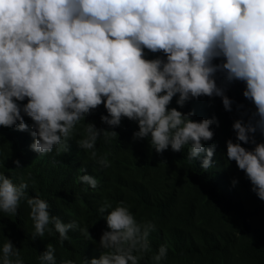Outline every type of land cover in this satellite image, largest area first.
<instances>
[{
	"label": "clouds",
	"instance_id": "obj_1",
	"mask_svg": "<svg viewBox=\"0 0 264 264\" xmlns=\"http://www.w3.org/2000/svg\"><path fill=\"white\" fill-rule=\"evenodd\" d=\"M148 53L155 58H147ZM217 74L228 84L244 83L243 96L255 107L249 114L245 105H236V142L226 141V155L264 201V142L256 140L257 133L264 135V0H0V127L28 132L30 150L39 157L54 148L58 155L70 151L77 125L103 105L107 114L100 119L108 128L120 127L127 118L138 124L134 140L149 139L150 148L161 155L188 146L187 159L202 157L201 167L209 170L217 145H204L214 139L210 128L219 127V120L213 116L197 122L194 110L178 108L219 96L225 111L232 112L236 102L217 87ZM177 95L178 108L170 107ZM84 133L76 143L90 150L93 160L98 139L110 143L118 136L92 122ZM249 144L254 147L242 146ZM97 162L111 167L107 155ZM14 163L21 167L19 160ZM77 182L93 190L100 185L88 174ZM232 183L235 187L238 181ZM28 186L0 173V211L17 215L25 200L33 240L52 232L50 224L61 245L77 229L92 239L88 228L52 215L38 194L29 197ZM98 211L107 225L99 241L102 251L82 264H141L152 252L155 223L138 221L124 201L113 207L105 198ZM168 251L167 244L160 245L151 264H161ZM55 253L48 243L40 264H57ZM0 264H24L21 250L8 237L0 246Z\"/></svg>",
	"mask_w": 264,
	"mask_h": 264
},
{
	"label": "trees",
	"instance_id": "obj_2",
	"mask_svg": "<svg viewBox=\"0 0 264 264\" xmlns=\"http://www.w3.org/2000/svg\"><path fill=\"white\" fill-rule=\"evenodd\" d=\"M147 58L155 56L148 53ZM216 80L217 87L225 89V95L236 102L232 112L225 111L219 96L190 100L179 109L177 95L170 105L185 113L194 110L192 119L197 122L218 118L219 127L213 124L210 128L215 133L214 139L204 145L205 148L217 145L214 166L209 170L201 167L202 157L187 159L188 146L179 153L169 148L161 155L150 148L149 139L134 140L138 124L127 118L122 119L120 127L108 128L100 119L107 114L103 105L77 125L69 141L70 151L59 155L54 148L52 153L39 157L30 150L33 139L28 132L0 127V173L17 185L26 181L29 197L38 194L49 203L52 215L65 223L76 221L80 228H88L92 237L86 238L77 229L70 231L69 239L61 245L59 234L50 224L52 232L46 231L43 237L33 240L30 208L22 200L17 215L0 211V246L6 237L11 239L21 250L24 264H40L38 257L48 243L56 249L57 264L64 259L82 264L85 257L99 258L102 251L99 241L107 225L98 209L107 198L113 207L117 202H126L138 221L155 223L156 231L150 235L152 252L145 255L141 264H151L152 254L162 244H167L169 251L161 264H264V201L251 190L245 173L234 161H228L226 155V141L236 142L232 127L240 119L236 105H245L249 114L255 107L243 96L244 83L228 84L220 74ZM25 122L32 124L27 117ZM87 122L118 133L110 143L98 139L96 160L91 158L90 150L80 149L76 143L84 138ZM256 140L264 142V135L257 133ZM105 155L111 167L103 168L97 162ZM15 160L20 161L19 169ZM81 167L87 168V172L80 173ZM83 174L94 175L100 181L99 187L93 190L78 183L77 177ZM233 180L238 181L235 187ZM85 188L88 190L84 191Z\"/></svg>",
	"mask_w": 264,
	"mask_h": 264
},
{
	"label": "bare ground",
	"instance_id": "obj_3",
	"mask_svg": "<svg viewBox=\"0 0 264 264\" xmlns=\"http://www.w3.org/2000/svg\"><path fill=\"white\" fill-rule=\"evenodd\" d=\"M28 220V219H27Z\"/></svg>",
	"mask_w": 264,
	"mask_h": 264
}]
</instances>
